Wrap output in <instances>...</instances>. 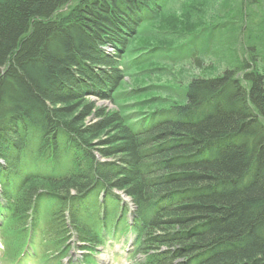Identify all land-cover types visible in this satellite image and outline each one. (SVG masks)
Here are the masks:
<instances>
[{"label": "trees", "instance_id": "1", "mask_svg": "<svg viewBox=\"0 0 264 264\" xmlns=\"http://www.w3.org/2000/svg\"><path fill=\"white\" fill-rule=\"evenodd\" d=\"M213 1L184 3L205 4L185 21L216 7L224 17L239 6L246 18L251 5L264 8V0ZM164 2L0 0V184L5 233L19 254L41 225L52 248H63L70 229L100 244L109 215L90 194L105 192L115 216L119 191L137 209L141 264H264V76L255 67L264 27L262 37L248 30L254 64L212 76L221 58L205 72L200 46L186 62L160 61L174 50L165 44L194 33L180 22L173 33L158 29L161 16L176 19ZM217 39L210 59L224 46ZM141 40L160 44L134 47ZM154 64L168 68L145 69ZM145 70L172 82L124 89L127 75Z\"/></svg>", "mask_w": 264, "mask_h": 264}, {"label": "rangeland", "instance_id": "2", "mask_svg": "<svg viewBox=\"0 0 264 264\" xmlns=\"http://www.w3.org/2000/svg\"><path fill=\"white\" fill-rule=\"evenodd\" d=\"M172 1H174L173 3H175L173 6H171ZM189 1L191 0H165L164 2V5L168 10L171 11V8L175 9L174 12H176V14L174 18L176 19H173V15H169L168 18H166L165 16H161L159 18L160 20L157 23L158 29L162 30L163 32L173 33L175 31H178V29H176L175 27L177 26V23L180 22L182 26L184 25L182 29L180 28V31H184V28L185 29L189 28L188 25H191L192 26L191 30H193L194 33L198 31V33L197 34L195 33L196 35L194 33L187 34L186 41L179 45H175V48H173L172 46H169L170 44H165L164 45L165 51L169 50L170 48L174 50L171 52L169 50L168 53H164V52L159 53L158 56L161 62L169 63V64H174V62H177V61L180 63L186 62L187 60L185 59L188 58L190 53L195 52V49L198 46H200V47H203L202 49H204L201 51L204 52V54L207 56V62L204 64V67L206 68L205 72H208L209 71L208 69H211L212 67H216L218 65L217 57L221 58L220 61H222V63H220L221 65L220 68H217L218 70L214 74H212V76H217V75L220 76L226 71V69H228V67L234 66L235 68H237V66L241 65L244 61L251 60V56L248 54V51H246L250 47L249 41L247 40L248 33H249L248 30H250L249 27H251L252 25L253 34L256 37H262V33L258 29L260 27H264V22H262V19L264 18V8L263 10H261L260 8L257 7L258 5L250 6L249 11L253 13V21L250 18L251 12H248L249 16L247 15V18H246L245 15L239 12V6H236L234 12H232L230 15H225L224 17H223V13H219L220 12L219 8L216 7V9L213 10L214 13L207 14L205 16L206 18L204 19L197 18V19H194L193 21H190L187 19L188 20L187 22L185 21V18L188 16V15L186 16V12L188 10L192 12H197L198 10L197 6L203 7L205 5L203 3L201 4L197 2V4L190 3L184 6V3H188ZM212 2L214 1L212 0ZM171 12L173 13V11ZM173 25H175V27ZM202 31H205L203 35H201ZM216 32L219 33L218 36ZM196 36L197 37L199 36V38L201 36L203 37H201L200 39H197ZM217 37H218L217 40L224 38V46L222 45L221 50H218V51L216 50L215 54L213 53L214 55H212V58L210 59L208 58V55L211 51H213V47L215 45L213 44L214 42L213 40H215ZM149 42L150 41H147V40L137 41L135 42L134 47L136 48L137 47L139 48L156 47V45L160 44V43H155V42L154 43L152 42L153 43L152 44L151 42L150 43ZM148 52H151V50ZM178 62L176 64H180ZM249 64H254V63L250 61ZM159 66L160 65L158 64L157 65L154 64V65L148 66L145 69L150 72H156L158 70L161 71L162 68L156 69ZM255 67H258V71L260 72L261 75L264 76V60L262 57L258 56V64ZM167 68L168 66L165 67V69ZM169 68H172V67H169ZM186 69H190V71L195 76H201V75L204 76L203 74H205L201 72L200 70H197L196 67L186 68ZM146 70L145 72L140 74L141 77L139 79L136 78L134 73H132L133 77L127 75L125 78V84L123 85L124 89L129 90V89H135V88H141V87L161 85V84H166V83L169 84L172 82L169 80H165L161 77H156L155 73L150 75L149 72H147ZM170 70L171 71L173 70L175 75L179 72V69H176V68L170 69ZM90 99L91 101L95 102L97 107L104 108L108 112L113 111L115 109V106L111 104L109 101L100 100L96 97H91ZM141 100L142 99L140 98L137 100L136 99L130 100L129 103L130 104L136 103L135 101H141ZM95 122H96L95 119H88L87 123L85 124L92 125ZM1 165L3 166V163H1ZM93 194H95V192ZM97 196L98 194H95L91 197V199L93 200L94 198H97ZM95 201H98V200L95 199ZM6 202H7V199H5L3 196L2 198L0 197V203L4 204ZM86 202H88V200H86ZM107 207H108L109 218L113 217L114 212L117 208H115L113 212V207H111L109 204L107 205ZM83 209H85V207H83ZM0 212L4 213V210H0ZM0 219L2 221L0 223V264H14V262L15 264H27L22 261H21L22 263L17 261V258L19 257L18 252H20L19 244H17L14 241V238H12V236H10L8 233H5L7 218L5 216L0 215ZM109 226L110 227L109 229H107V231L105 230L100 233V236L102 238V241H104V243L107 240L109 242H114L116 245L109 244V247H104V246L98 247V250H96L94 253V257L96 256L99 258H104L105 260L103 261V263H99L94 259L93 256H91L88 258L90 264H141L143 263L144 258H139L133 255H130L129 258L125 259V257L123 256L124 254L121 252V247H119L120 240H121V232L113 236L111 232L112 224L110 220H109ZM42 227L43 225H41L37 229V234L35 236L36 252L38 256V258L35 259L36 262L38 264H67L68 260L66 257L68 256H66L65 254L62 258V261L60 262V260L57 259L56 257V252H58L59 250H57L56 248H52V244H48L47 242H45V235L43 233ZM128 233H129L128 234L129 237H130V234H133L132 232H128ZM75 234L72 235L71 240L69 241L71 243L70 246L68 247L66 245L68 249H72L74 246L78 247V243H79L77 239L78 235L77 234L75 235ZM51 235L52 234H49L48 237H51ZM113 237H115V241L113 240ZM2 238H4L8 242L7 246L4 244ZM69 251H68V254H69ZM161 251H165V248H162ZM63 252H66V249ZM86 257L87 256H85L84 258L86 259ZM26 262H28L29 264H34L32 263V260L26 261Z\"/></svg>", "mask_w": 264, "mask_h": 264}]
</instances>
